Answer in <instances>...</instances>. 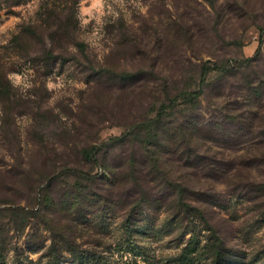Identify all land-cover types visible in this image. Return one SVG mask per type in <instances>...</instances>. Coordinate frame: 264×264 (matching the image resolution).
I'll use <instances>...</instances> for the list:
<instances>
[{
	"label": "rangeland",
	"instance_id": "obj_1",
	"mask_svg": "<svg viewBox=\"0 0 264 264\" xmlns=\"http://www.w3.org/2000/svg\"><path fill=\"white\" fill-rule=\"evenodd\" d=\"M56 22L66 29L53 42ZM49 49L66 58L43 62ZM208 61L233 71L210 74L196 109L221 120L223 108L259 101L246 110L250 130L201 132L205 164L193 162L177 146L198 111L181 105L160 170L131 173L141 145L122 143L89 183L105 201L59 204L57 183V207L40 203V182L90 170L83 148L197 89ZM248 80L264 83V0H0V81L11 92L0 96V264H264V90L254 98Z\"/></svg>",
	"mask_w": 264,
	"mask_h": 264
},
{
	"label": "trees",
	"instance_id": "obj_2",
	"mask_svg": "<svg viewBox=\"0 0 264 264\" xmlns=\"http://www.w3.org/2000/svg\"><path fill=\"white\" fill-rule=\"evenodd\" d=\"M49 18V17H48ZM54 25V29H51V39L53 42L55 41L57 36H60L63 32V28L60 25V22H56ZM69 26L76 32V25L73 19H69L67 21V28ZM61 37V36H60ZM65 37L64 35L62 36ZM65 40V39H63ZM76 46L80 50L81 53L85 54L87 46L83 42H77ZM63 59L66 57H62L54 54L52 49H49L48 52L44 54L42 57V61H50L54 59ZM213 71H218L221 74H228L232 72V68L229 65L220 66L216 62L213 63L211 61L206 62L200 70V82L199 86L195 90L191 91H180L176 93V95L168 97L166 101H163L156 114L148 119L141 120L134 125L130 132H125L123 135L114 137L111 139L110 142H103L101 145H91L89 147L83 148L81 151L82 158L85 162L89 163L91 166L90 170L82 169L78 166H66L59 169L58 171H54L52 176L46 180L48 183L47 186L42 187V182H40L39 186H37V196L40 203L43 205H47L48 207L56 206L57 199H54L53 195L51 194V188L55 186L57 183H61V191L62 198L59 204L65 205H77L82 206L85 201L87 202H95L94 200H99V202L105 201L107 195L103 196L99 193H94L93 199L90 198V191L98 190L93 188L91 184L94 182V178L100 174V170L103 166H106L105 159H108L107 154L109 153V148H113L116 145H120L122 143H127L131 145L133 149L138 148L136 147L139 143L141 146L139 147L141 151H133L130 158L127 159L130 162L131 173L134 172L135 175L137 173L141 174V171L147 169L148 172H153L151 168L148 167L149 164L153 166L154 170H160V164H163V158L161 157V151L168 154L170 156L173 154L176 149L171 146V144H176V136H173L169 131H176V115L178 114L179 109L177 108L181 105H185V107H189L191 111L196 109L198 105L199 99L205 94V90L209 85V76ZM99 73L102 74H110L114 78L125 81L127 79L134 80V78L138 77V73H130V72H123L116 73L110 69L100 68L98 70ZM247 85L249 86L247 90H252V96L254 98H259L262 96L263 92V85L261 81L258 82L257 85H253L252 81H247ZM11 92L7 88L6 85L3 83L1 84L0 81V96H10ZM256 104L259 101H255ZM247 106L235 107L229 110L227 108L222 109V119L221 120H207L201 114L200 109H196L198 112L197 114L192 115V119L188 121H184L183 131L180 135V144L177 147L187 146L183 153L186 155L189 160L196 161L197 158H200L201 161L205 164V160L203 159L202 155L199 152V146L197 143L194 142V139L200 140L199 136L200 133L208 131L213 127L218 128L219 130L223 131L225 126L232 123H238L243 128L250 130L249 126L251 125L250 118L246 116L247 108L250 107H258L255 103L252 105V101L248 100L245 102ZM185 110L181 109V111ZM241 110V111H240ZM177 113V114H176ZM200 113V114H199ZM190 131V133H189ZM194 142V143H193ZM167 159V157H166ZM145 165H143V163ZM117 168V167H116ZM108 169H115V166L108 167ZM116 178L119 177L115 175ZM73 178L74 181L71 182L70 179ZM91 183V184H89ZM59 193V192H58ZM40 195V197H39ZM60 195V194H59ZM42 199V200H41ZM59 199V198H58ZM185 204V203H184ZM186 205V204H185ZM187 206V205H186ZM185 264H190L185 262Z\"/></svg>",
	"mask_w": 264,
	"mask_h": 264
}]
</instances>
